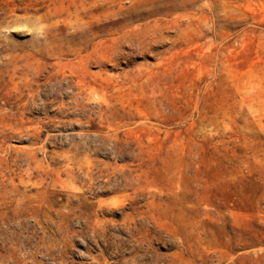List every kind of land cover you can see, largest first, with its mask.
Returning <instances> with one entry per match:
<instances>
[{
    "label": "rangeland",
    "instance_id": "374dc122",
    "mask_svg": "<svg viewBox=\"0 0 264 264\" xmlns=\"http://www.w3.org/2000/svg\"><path fill=\"white\" fill-rule=\"evenodd\" d=\"M0 264H264V0H0Z\"/></svg>",
    "mask_w": 264,
    "mask_h": 264
}]
</instances>
